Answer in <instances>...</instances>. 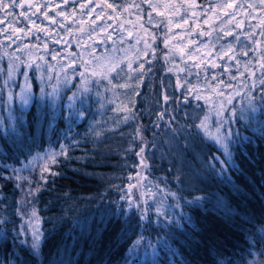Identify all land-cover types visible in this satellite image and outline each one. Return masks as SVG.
Instances as JSON below:
<instances>
[{
    "label": "trees",
    "instance_id": "obj_1",
    "mask_svg": "<svg viewBox=\"0 0 264 264\" xmlns=\"http://www.w3.org/2000/svg\"><path fill=\"white\" fill-rule=\"evenodd\" d=\"M135 1L144 38L135 36L144 42L143 54L132 72L126 58L116 60L123 71L112 72L107 82L54 61L60 49L49 42L51 37L62 44L67 26L76 30L95 19L103 0H51L49 15H67L57 16L55 25L28 7L45 0H16L24 5L14 10L16 21L0 25L15 39L0 33V264H264V92L261 82L243 86V75L256 63L245 36L250 0H238L245 7L228 26L222 11H209L221 0H194L195 6L189 0L183 7L173 0L179 13L166 8L163 16ZM84 3L87 9L80 8ZM185 11L187 22L181 19ZM161 19L170 26L169 43ZM236 21L243 27L235 28ZM102 23L108 36L102 45L99 39L81 46L84 66L88 55L97 58L100 49L132 42ZM38 27L47 31L36 34ZM33 46L38 56L26 68L27 47ZM210 111L219 113L207 127L212 137L223 141L228 129L237 133L227 139L233 161L223 174L211 161L214 155L226 160L222 144L195 127ZM141 143L155 180L145 190V219L120 200ZM61 145L65 154L52 163L48 154L61 153ZM33 210L37 218L30 224ZM32 226L42 234L36 255L27 247Z\"/></svg>",
    "mask_w": 264,
    "mask_h": 264
},
{
    "label": "rangeland",
    "instance_id": "obj_2",
    "mask_svg": "<svg viewBox=\"0 0 264 264\" xmlns=\"http://www.w3.org/2000/svg\"><path fill=\"white\" fill-rule=\"evenodd\" d=\"M134 1V2H131ZM249 2H252L250 0ZM138 4V1L135 0H115L113 4L120 6H125L126 10H121L119 7H117L115 10L113 9H103L97 14L101 15L103 20H107L109 22V25L111 29H114L116 31H120L122 35L128 36V38H132V42L125 43L122 40H120L121 43H114L110 45L106 50L99 52V56L97 58H94V54H90L86 57L87 59V65L84 66L82 60L80 61V54L82 52L81 46H86V44L90 43L94 46V42H98L100 39L101 45L102 42L106 40L109 31H106V28L104 30L102 26L101 20H97L96 24L93 25L90 22H86V20L82 21L83 24H79V27L76 30L70 29V27H66L64 32L66 37L64 38V42L62 44H57L51 37H49V42L53 43L57 49H60L58 53V57L53 58L54 61L62 62L63 64H66L67 67L71 68L73 73L80 75L81 73H89L90 78H94L98 76L101 80L106 81L108 79V76L112 74L108 73L106 70L107 68L112 64L116 63V60L126 58L127 59V68L128 64L131 63L132 69H134L135 65L140 62V58L143 54V48H144V42L140 39H138L135 36V33L140 34L142 38H144V32L141 28V21L138 20L137 12L140 11V8L137 9L136 7L128 8L127 6L129 4ZM165 7H159L157 10L164 12ZM109 11L111 12L109 14ZM97 16V15H96ZM253 16L256 17L255 19L250 18L248 21V16H245L246 19V26L245 32L248 31H256V35L254 39L264 41V37H260L258 35V30L255 29V25L259 24V20L261 18H264V12H261L259 8H257L253 12ZM166 19V18H165ZM161 19L160 21V28L163 30L164 34V43L167 41L169 43L170 41V26L167 22V20ZM226 26L229 25L227 21L225 22ZM253 27H249V26ZM225 26V28H226ZM93 29H95L93 31ZM134 32V35L132 34ZM38 34V31L35 32ZM131 33V35H129ZM88 35V36H87ZM40 36V34H39ZM47 36V34H46ZM45 36V37H46ZM90 37L89 41L87 38ZM42 41L43 37L41 38ZM46 39V38H44ZM140 41V43H137V41ZM46 47H42L41 49H45ZM253 48H256L255 51H253L255 57H256V63L254 64L253 68H250L247 73H245L243 76L245 78V81L243 82V86L246 87L254 85H257L261 82L262 79H264V69L260 67L261 63H264V60H261V56H264V44H261L260 46L253 45ZM75 50L77 52H75ZM28 57L26 58V68L28 66H32L34 63V60L36 56H38V49L36 46H33L32 48L27 47ZM80 53V54H79ZM69 54V56L67 55ZM112 60V61H108ZM129 69V68H128ZM132 69H129L130 72H132ZM93 72L96 73V75H93ZM254 73V75H250L249 73ZM45 71H43V74H40L39 80H43ZM63 80L61 82L64 83L66 80L64 79V75L62 74ZM108 87V86H107ZM245 90V89H244ZM21 99V105L24 104V108H26V92H21L20 95ZM207 117V120L205 121L207 127L210 126V122L213 119H216L218 117V112H211L206 113L201 117V121L204 120V118ZM213 131L209 130L207 128V133L212 135ZM144 148V152L142 155H137V153L140 152V149ZM145 145L141 143L139 149L136 151V157L138 160V166L135 168L134 172L130 174L127 183L123 186V188L120 190V200L124 201L127 206L133 207L135 210H137V213L145 219L146 216V210H145V190L146 187L150 184L155 183V180L150 176V166L145 158ZM141 160H143V164L141 163ZM144 165H147L145 167Z\"/></svg>",
    "mask_w": 264,
    "mask_h": 264
},
{
    "label": "snow or ice",
    "instance_id": "obj_3",
    "mask_svg": "<svg viewBox=\"0 0 264 264\" xmlns=\"http://www.w3.org/2000/svg\"><path fill=\"white\" fill-rule=\"evenodd\" d=\"M72 0H63V4L67 5L69 3H71ZM77 3H79V0H76ZM94 0H89V3H93ZM143 3H147L149 5L150 8H152L153 11H156L159 7H165V8H169L171 12L173 13H179L180 9L177 8L176 4L173 3V0H167V2H165V0H156L155 3H153V0H142ZM189 0H180V7H183L184 4L188 3ZM49 3H51V0H45L44 4H39V3H29L28 7L32 8L35 7L36 11L32 13V15H36V13L40 12L44 15V18L47 20H50L52 22V24H57V20L56 17L60 16L63 17L64 19H67V15L65 12L63 11H56L55 15H49L48 14V5ZM89 3H84V4H80V8L81 9H87L89 7ZM190 6H195L194 4V0H192V4ZM24 5L23 4H18L16 2V0H7V2H5V0H0V16L3 17V19H0V25H3L5 22H15L17 19V14H14V10L16 8H23ZM101 9L103 10L104 8L107 9H113L115 10L117 7H119L121 10H126L125 6L120 5L117 6L115 4L112 3H108V0H103V3L100 5ZM128 8L131 7H136L137 9L140 8V5L132 3L129 4L127 6ZM209 11H222L224 13V16L228 17L227 23L231 24L233 23V21H235V14L237 13V9L245 7V5H242L240 3H238V0H221L220 3L215 4V5H209ZM56 9L60 8V5H55ZM259 8L261 10V12H264V0H252V2H248L246 3V8H245V15H247L248 17L255 19L256 17L253 16V12ZM73 11H75V9H73ZM235 13V14H234ZM158 15L163 16L164 13L162 12H157ZM20 16H23L24 19H27L30 23L35 24V21L31 20V17L28 16L26 13H20ZM195 13H192V17L195 18ZM187 17V12L185 11L184 16L181 17L182 20H184L185 22H187L186 20ZM140 18H138L139 20ZM217 19H220V16H217ZM97 20H101L103 22V18L101 17V15L97 14V16L95 17V19H93L91 21V23L93 25L96 24ZM171 21H169L170 23ZM148 23H152V13L149 12L148 13ZM204 23L207 24L208 20L205 19ZM81 24H83V22H81ZM61 27H63V25H60ZM159 26V25H157ZM110 27V25H109ZM235 28H242L243 27V21H236V23L234 24ZM250 28L253 26H249ZM255 29L258 30V35L260 37H264V18H261L259 20V24L254 26ZM141 28H143V25H141ZM95 29H93L94 31ZM23 31L22 29H16V32H20ZM37 31H47L46 28H37ZM31 30H29V34H30ZM145 32H147V29H145ZM0 33H4L5 39H9L12 40L13 43H15V39H12V35L9 34V29L0 26ZM256 31H248L245 32V36L248 40H250L252 42L253 45L256 46H260L261 44H264V41L261 40H256L254 39L255 35H256ZM129 35H131V33H129ZM201 35H205V33H201ZM224 35L227 36H232L233 32H225ZM19 36H16V39H19ZM154 38V37H153ZM237 39H239V37H236ZM137 43H140V41L138 40ZM165 43H167V41H165ZM151 46L145 41V49H149ZM256 48H253V51H255ZM229 51H231V46H229ZM181 52H183V49H181ZM243 55L247 56L248 52H244ZM55 58V57H53ZM232 58V57H230ZM43 59V58H41ZM261 60H264V56H261L260 58ZM213 67H215V65H213ZM260 67L262 69H264V63L260 64ZM119 68V62L116 63H112L108 68H107V72L111 73V72H116L117 76L119 75V71H123V69H119V71H117V69ZM128 68L132 69V65L131 63L128 64ZM140 68H143V64L140 65ZM14 67L10 66L9 70H8V75L11 76L12 71H14ZM246 70H247V66H246ZM132 71H136L135 69H132ZM250 75H254V73H249ZM81 75H83V73H81ZM93 75H96L95 72H93ZM111 82V81H110ZM121 87H132V85L129 84H124V85H120ZM261 92H264V79L261 80ZM199 99V97H197ZM165 100L168 99L167 96L164 97ZM252 99H255V97H252ZM262 100H264V97H262ZM27 101L25 100V103ZM256 109L254 108L253 111H255ZM235 111V109H233V112ZM219 115V113H218ZM161 118L163 116V113L160 114ZM130 117H126L125 119H129ZM207 120V117L204 118V120L201 121V123L199 125H196L195 127L197 129H203L205 132H207V125L205 123V121ZM188 127H192V126H188ZM223 127V125H218L217 126V133H219L220 128ZM139 131V130H138ZM173 134L176 133V129H172L171 130ZM262 131H264V129H262ZM237 133H235L232 129H228L227 132V136L224 138L223 141H221V137L219 135L212 137L210 134V138L213 139L215 142H220L222 144V148L223 151L221 152V155L226 157L225 159H220V157L218 156H212L211 157V161H214L216 163H218L221 167H220V174H223L226 171L227 167L231 166V163L233 161V154L232 152L229 150V145L227 143V139L228 137H232L235 136ZM103 135L102 132H98L96 133L97 138H101ZM189 135H191V133H189ZM144 152V148L140 149V152L137 153V155H142ZM59 154H65L64 153V146L61 145V153H49L48 154V159H50L52 161V163H58V161L55 159L56 155ZM141 163L143 164V160H141ZM145 167H147V165H144ZM209 167L212 168L213 170L215 169V164L213 163H209ZM41 179H44L43 175L41 176ZM178 179V178H177ZM40 189L37 188L36 191L38 192ZM28 195H33V193L31 191L28 192ZM172 195H175L174 193ZM200 199V198H197ZM37 218L36 217V212L35 210H33L32 212V216L30 218V224H31V220ZM32 239H31V243L27 245L28 250L30 251L31 254L36 255L40 252L41 249V244H42V234L40 233V231L35 227L32 226ZM21 243H25L24 241H22ZM135 243H139V241H136ZM260 255H264V251H261ZM255 264V262H254Z\"/></svg>",
    "mask_w": 264,
    "mask_h": 264
}]
</instances>
